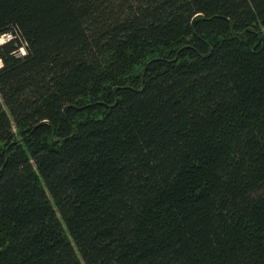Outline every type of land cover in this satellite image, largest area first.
Listing matches in <instances>:
<instances>
[{"label":"trees","instance_id":"16d2710c","mask_svg":"<svg viewBox=\"0 0 264 264\" xmlns=\"http://www.w3.org/2000/svg\"><path fill=\"white\" fill-rule=\"evenodd\" d=\"M4 36L0 264H264V0H0Z\"/></svg>","mask_w":264,"mask_h":264},{"label":"rangeland","instance_id":"374dc122","mask_svg":"<svg viewBox=\"0 0 264 264\" xmlns=\"http://www.w3.org/2000/svg\"><path fill=\"white\" fill-rule=\"evenodd\" d=\"M8 39V37H2L1 39H0V44L1 43H4L6 40ZM23 52L21 51V54H22Z\"/></svg>","mask_w":264,"mask_h":264},{"label":"built area","instance_id":"2783aa9c","mask_svg":"<svg viewBox=\"0 0 264 264\" xmlns=\"http://www.w3.org/2000/svg\"><path fill=\"white\" fill-rule=\"evenodd\" d=\"M0 67H1V62H0Z\"/></svg>","mask_w":264,"mask_h":264}]
</instances>
